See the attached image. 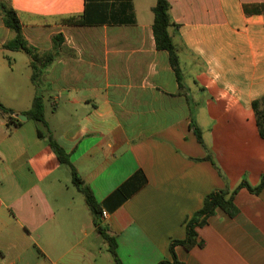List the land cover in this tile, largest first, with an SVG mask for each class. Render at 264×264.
Instances as JSON below:
<instances>
[{"label": "crops", "instance_id": "obj_1", "mask_svg": "<svg viewBox=\"0 0 264 264\" xmlns=\"http://www.w3.org/2000/svg\"><path fill=\"white\" fill-rule=\"evenodd\" d=\"M3 1L53 61L35 86L29 59L3 49L13 34L0 15V103L25 115L42 96L47 129L121 264L172 263L170 243L185 239L206 196L259 185L252 102L264 95V0H168L180 79L156 48V0ZM43 129L30 119L8 127L0 113V264H116ZM233 202V216L217 209L195 228V245L173 247L179 264H264V188H241Z\"/></svg>", "mask_w": 264, "mask_h": 264}, {"label": "trees", "instance_id": "obj_2", "mask_svg": "<svg viewBox=\"0 0 264 264\" xmlns=\"http://www.w3.org/2000/svg\"><path fill=\"white\" fill-rule=\"evenodd\" d=\"M170 5L168 0H156L155 6L152 10L154 15L152 30L155 39L156 48L158 50L166 51L169 55L171 66L177 76L180 79V69L178 63L177 51L172 43L168 29L172 25L170 18ZM245 13H248V9L244 7ZM257 10H254L256 12ZM259 13L264 14V5L258 9ZM0 15L4 26L13 33V38L7 41L3 49L17 51L23 53L28 59L31 68V82L38 87V80L40 79L43 70L52 63L53 57L51 53H41L31 47L25 40L21 24L18 19L16 11L11 8L5 1L0 0ZM65 24H79L80 21L75 18H67L61 21ZM58 37L53 38V42L56 43ZM252 109L255 114L256 126L259 136L264 139V95L252 102ZM0 113L7 118V126L15 128L20 125L18 121H12V117L9 116V111L0 103ZM28 119L35 121L36 123L47 129V124L44 117V104L42 96L36 95L32 102L31 109L25 113ZM195 128V127H194ZM197 139L202 143L201 134L199 129L195 128ZM38 136L43 137L38 131ZM45 138L53 153L55 154L59 163L67 165L71 168L72 183L79 192L84 196L85 203L93 215V223L101 237L108 243L109 251L112 254L115 263L121 264L115 253L114 239L108 236L105 231L100 227L98 223V217L100 215L99 207L96 204L93 195L89 188L84 186L83 182L77 177L75 170L72 168L69 162V156L65 151L56 143L52 135L47 129ZM241 188H246L250 192L258 193L264 188V175L261 177L259 185L256 188H251L246 182H242L234 191L219 190L213 191L203 200L202 208L195 213L186 222V236L182 241H172L169 245V251L173 257V262L163 261L159 264H179L173 254V247L175 245H181L185 248H190L196 244L195 228L205 223L207 217L212 215L215 210L220 209L229 216H233L236 213L234 206V196Z\"/></svg>", "mask_w": 264, "mask_h": 264}, {"label": "rangeland", "instance_id": "obj_3", "mask_svg": "<svg viewBox=\"0 0 264 264\" xmlns=\"http://www.w3.org/2000/svg\"><path fill=\"white\" fill-rule=\"evenodd\" d=\"M11 34H13L12 32H11ZM7 69L8 68H2V70L0 71V80H1V82H2V84H3V82H4V80L9 76V73H8V71H7ZM47 119H48V122H51V116H50V114L48 113L47 114ZM41 126V125H40ZM41 127H43V126H41ZM44 128V127H43ZM43 130H45V128L43 129Z\"/></svg>", "mask_w": 264, "mask_h": 264}, {"label": "water", "instance_id": "obj_4", "mask_svg": "<svg viewBox=\"0 0 264 264\" xmlns=\"http://www.w3.org/2000/svg\"><path fill=\"white\" fill-rule=\"evenodd\" d=\"M9 115L15 117L20 122L26 121L28 119L25 115L13 114L11 111H9Z\"/></svg>", "mask_w": 264, "mask_h": 264}, {"label": "built area", "instance_id": "obj_5", "mask_svg": "<svg viewBox=\"0 0 264 264\" xmlns=\"http://www.w3.org/2000/svg\"><path fill=\"white\" fill-rule=\"evenodd\" d=\"M103 215H105V214H103Z\"/></svg>", "mask_w": 264, "mask_h": 264}]
</instances>
